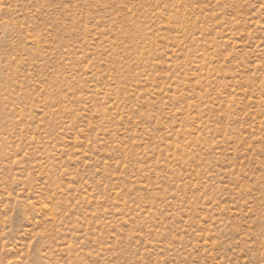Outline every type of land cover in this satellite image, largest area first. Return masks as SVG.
Returning <instances> with one entry per match:
<instances>
[{"label":"rangeland","instance_id":"374dc122","mask_svg":"<svg viewBox=\"0 0 264 264\" xmlns=\"http://www.w3.org/2000/svg\"><path fill=\"white\" fill-rule=\"evenodd\" d=\"M0 264H264V0H0Z\"/></svg>","mask_w":264,"mask_h":264}]
</instances>
